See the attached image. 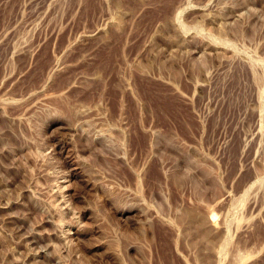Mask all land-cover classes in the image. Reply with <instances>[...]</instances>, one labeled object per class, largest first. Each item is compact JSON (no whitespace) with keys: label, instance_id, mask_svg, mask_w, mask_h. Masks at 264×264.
<instances>
[{"label":"rangeland","instance_id":"obj_1","mask_svg":"<svg viewBox=\"0 0 264 264\" xmlns=\"http://www.w3.org/2000/svg\"><path fill=\"white\" fill-rule=\"evenodd\" d=\"M0 264H264V0H0Z\"/></svg>","mask_w":264,"mask_h":264}]
</instances>
